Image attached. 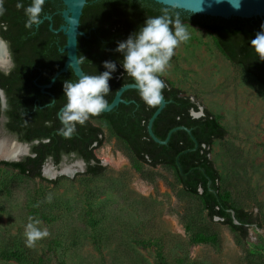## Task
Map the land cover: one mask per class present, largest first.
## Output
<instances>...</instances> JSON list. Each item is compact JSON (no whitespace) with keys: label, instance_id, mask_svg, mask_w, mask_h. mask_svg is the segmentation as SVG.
Listing matches in <instances>:
<instances>
[{"label":"rangeland","instance_id":"obj_1","mask_svg":"<svg viewBox=\"0 0 264 264\" xmlns=\"http://www.w3.org/2000/svg\"><path fill=\"white\" fill-rule=\"evenodd\" d=\"M183 24L190 39L178 45L161 76L225 128L226 136L213 142L210 153L219 185L232 206L257 214L262 228L250 227L248 237L237 242L227 225L209 220L199 200L182 192L172 168L136 160L104 121L95 119L103 132L102 144L94 148L105 166L99 175L85 174L84 166L73 176L49 178L58 179L51 184L0 165V264H21L3 254L15 241L49 264H248V258L264 264V93L221 53L209 32ZM2 123L0 139L13 143L16 138ZM78 160L64 156L55 167L48 159L45 167L57 170ZM187 215L208 226L219 245L191 242ZM30 216L49 231L33 247L24 237Z\"/></svg>","mask_w":264,"mask_h":264},{"label":"trees","instance_id":"obj_2","mask_svg":"<svg viewBox=\"0 0 264 264\" xmlns=\"http://www.w3.org/2000/svg\"><path fill=\"white\" fill-rule=\"evenodd\" d=\"M9 1L12 8L0 16V25L4 26L0 27V37L6 42L12 59L7 73L0 70V89L6 99L5 106L0 108V118H4L3 123L0 120V126L2 123L7 133L16 140L30 143L31 155L20 161L0 160V165L16 170L20 175L56 184L57 178L49 179L42 175L43 164L49 159L58 165L64 156H72L85 162V174L99 175L105 172V166L95 157L94 148L102 144L103 132L93 120L100 119L136 160L150 167L172 168L182 192L199 200L209 220L217 218L227 225L234 232L237 242L248 237L250 227L262 228L258 215L232 206L228 194L219 185L220 175L210 153L213 142L226 136L225 128L206 107H203L201 115L193 116L191 112H199L201 105L162 76L166 84L163 96L167 103L153 121L152 130L159 139H164L171 128L185 126L198 142L196 149H192L194 142L184 129L174 131L165 145L149 137L147 123L158 106L146 105L137 89H128L123 93L122 97L128 103H120L109 112L91 116L83 126L77 125V131L70 139L58 135L57 130L61 127L58 112L66 103L63 82H75L77 78L69 69L55 79L47 89L48 93H42L39 85L48 83L65 60V53L60 51L65 37L49 27L51 24L56 29L62 24V0H45L40 23L31 28L25 27L27 17L24 14V8L31 4V0ZM18 3L24 7L18 9ZM164 12L172 20L179 19L182 23L209 32L221 53L253 77L264 93V61L250 45L264 18L223 20L202 17L153 0H87L79 24V29L86 35L78 36L77 55L87 75L104 71L102 62L105 60L117 62V71L109 81L111 91L105 97L107 104L120 86L134 83L123 73L120 64L122 56L115 51L117 42L127 39L143 25L146 18ZM46 15L51 16V20L45 19ZM176 160L184 174L179 173ZM184 223L191 242L219 245L217 235L208 226L195 223L190 215L184 217ZM3 254L21 264H49L41 256H34L19 241H15ZM246 262L260 264L249 258Z\"/></svg>","mask_w":264,"mask_h":264},{"label":"clouds","instance_id":"obj_3","mask_svg":"<svg viewBox=\"0 0 264 264\" xmlns=\"http://www.w3.org/2000/svg\"><path fill=\"white\" fill-rule=\"evenodd\" d=\"M233 8L239 10L241 0H228ZM4 0H0V16L4 15ZM45 0H31V4L24 8L27 17L26 28L38 25L43 12ZM18 3L17 8H23ZM0 27H4L0 25ZM190 39L188 28L179 20H172L167 12L162 15L148 17L143 25L131 33L127 39L117 42L115 51L120 53L123 62L120 63L123 73H126L135 83L140 98L148 106H158L163 101V90L166 84L161 74L169 67L175 50L179 44ZM251 47L260 60L264 61V23L260 31L250 41ZM105 69L96 75H81L75 82H63V95L66 103L58 112L61 127L58 135L70 139L77 131V125L83 126L91 116L101 114L107 105L105 97L109 94V81L117 71V62L105 60L102 62ZM54 102V101H52ZM51 102V103H52ZM50 123V122H48ZM52 196L46 197L51 202ZM34 217H29L24 226L25 244L33 247L37 241L49 236L46 227Z\"/></svg>","mask_w":264,"mask_h":264},{"label":"water","instance_id":"obj_4","mask_svg":"<svg viewBox=\"0 0 264 264\" xmlns=\"http://www.w3.org/2000/svg\"><path fill=\"white\" fill-rule=\"evenodd\" d=\"M154 2L161 4L166 7L175 8L177 10L194 14L202 17H209V18H218L223 20H229V19H243V20H250V19H257V18H264V0H241V5L239 10H236L231 6V4L228 2V0H153ZM87 3V0H62L63 8L60 10V15L62 18V24L58 26V28L54 29L52 25L50 24V29L55 32H61L65 37V43L61 47V52L65 53V60L62 64V66L53 74L50 81L46 84L39 85L40 90L42 93H48L47 89H49L55 79L63 74L66 73L69 69H71L76 76L77 79L81 75H85L81 65L80 60L78 59L77 55V41L78 36L82 35L85 36L86 34L79 29L80 24V17L82 15V10L84 5ZM45 19L51 20V16H44ZM0 42L3 43L5 47L6 52V63L0 64V70L3 72H8L9 69L12 66V59L9 55L8 47L6 42L0 37ZM128 89H136L135 83H128L120 86L117 91L115 92L112 100L107 104L108 106L103 111L109 112L112 109L116 108L120 103H128L125 99H123L122 95L123 93ZM51 96H53L51 94ZM191 100H194V98L191 96ZM0 99L2 103V107L5 106V95L2 89H0ZM167 101L165 100L163 96V101L158 107L155 109L153 114L148 120L147 123V133L149 137L156 143L165 145L167 144L171 134L176 131L177 129H184L187 131V133L190 135L191 139L194 142V146L192 149H196L198 147V142L195 139V137L192 135L191 130L185 126H176L171 128L164 139H159L152 130V124L155 118L159 115V113L162 111V109L165 107ZM62 108V107H61ZM60 108V109H61ZM203 106H200L199 112L192 111L193 116H199L202 114ZM60 111V110H59ZM5 138V137H4ZM6 139V138H5ZM7 140V139H6ZM11 142L19 144L21 146L26 147L25 152H16L12 154L10 158H5L0 156V160L13 162V161H20L25 156L31 155L30 152V143L26 142H20L18 140L12 139ZM33 143H36L34 141ZM185 152V151H183ZM48 161V160H47ZM81 163L80 168H76L75 171H73L72 174H68L65 172H61V168L55 169V171H58V173L53 176L49 177L46 176L43 172L45 163L42 166V175L46 178H54L58 175H69L73 176L75 172L79 169H83L85 166V162L81 159L78 160ZM176 164L178 167V171L181 174H184L182 167L178 160H176ZM60 165V163L58 164ZM58 165L53 164V166L57 167ZM66 165V164H65ZM235 223H237L236 220H234ZM256 227V226H255Z\"/></svg>","mask_w":264,"mask_h":264},{"label":"bare ground","instance_id":"obj_5","mask_svg":"<svg viewBox=\"0 0 264 264\" xmlns=\"http://www.w3.org/2000/svg\"><path fill=\"white\" fill-rule=\"evenodd\" d=\"M6 52H5V47L3 45L2 42H0V64H4L6 63ZM8 142L5 138H1L0 139V156L5 157V158H10L12 156V154L16 153V152H25L26 151V147L25 146H21L19 144L16 143H6ZM66 166V165H65ZM62 166L61 168V172H65L68 174H72L73 171L76 170V168H80L81 167V163L78 161L74 164L68 165L69 167H65ZM46 167H44V174L46 176L49 177H53L55 176L58 171H55L53 169H45Z\"/></svg>","mask_w":264,"mask_h":264},{"label":"flooded vegetation","instance_id":"obj_6","mask_svg":"<svg viewBox=\"0 0 264 264\" xmlns=\"http://www.w3.org/2000/svg\"><path fill=\"white\" fill-rule=\"evenodd\" d=\"M3 7L5 9V12L9 9V8H12V3L9 1V0H4V4H3ZM4 12V13H5ZM10 70V69H9ZM7 73V72H5ZM5 102H6V99H5ZM86 166V165H85Z\"/></svg>","mask_w":264,"mask_h":264}]
</instances>
